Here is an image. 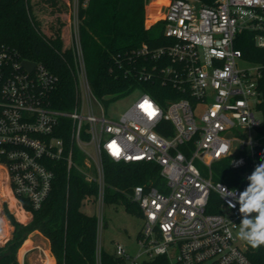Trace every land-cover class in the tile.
Returning a JSON list of instances; mask_svg holds the SVG:
<instances>
[{
    "label": "built area",
    "instance_id": "2783aa9c",
    "mask_svg": "<svg viewBox=\"0 0 264 264\" xmlns=\"http://www.w3.org/2000/svg\"><path fill=\"white\" fill-rule=\"evenodd\" d=\"M164 21L168 43L158 48L144 44L136 55L155 62L163 81L183 97L162 105L145 93L118 120L105 116L92 92L78 14L72 46L77 103L70 112L51 105L58 79L50 70L34 62L29 71L23 64L29 60L15 48L0 44V168L21 207L19 199L24 198L39 210L55 178L48 164L64 161L70 170L76 166L74 149L84 155L81 170L86 178L99 185L101 204L104 155L118 163H154L160 168L163 190L143 184L129 193L144 219L138 238L141 253L132 258L117 244L115 255L125 264H142L158 256H167L174 264H252L247 244L240 245L236 238L243 218L240 205L232 197L222 199L219 191L221 186L239 194L246 188L214 182L211 168L231 157L232 168L249 167L247 179L260 164L248 159L255 157L261 144L252 131L258 133L264 120L262 72L259 66L240 67L242 53L235 44L239 34L250 30L256 33V45L264 48V0H216L213 6L171 0ZM140 76L145 81L152 78L145 71ZM92 100L97 101L101 115L95 113ZM65 118L72 124L70 145L57 135ZM163 121L172 124V135L158 132ZM196 160L209 168L210 177L202 175ZM88 170L94 176L89 177ZM213 192L220 199V213L207 212ZM229 201L235 207H229ZM100 222L101 216L98 228ZM226 228H231V238ZM101 253L97 244V264H101Z\"/></svg>",
    "mask_w": 264,
    "mask_h": 264
},
{
    "label": "trees",
    "instance_id": "16d2710c",
    "mask_svg": "<svg viewBox=\"0 0 264 264\" xmlns=\"http://www.w3.org/2000/svg\"><path fill=\"white\" fill-rule=\"evenodd\" d=\"M197 1L203 6H213L216 0ZM40 2L47 4L57 15L47 32L38 13ZM71 3L73 0H0V44L15 48L25 60L43 64L57 77L51 105L66 112L76 106L78 90L76 60L72 47L66 46L63 34L66 23L61 18ZM146 4L147 0H78L79 35L87 77L93 94L100 101L115 100L136 87L143 88L162 105L183 97L163 81L159 71L154 69L155 62L136 55L144 44L158 48L168 43L164 37V20L146 27ZM156 18L153 14L152 21ZM255 37V32L246 30L238 35L235 47L241 51L243 61L260 67L259 88L264 99V48L256 45ZM144 71L152 78L142 80L140 74ZM261 107L264 110V101ZM62 125V133L57 135L70 145L71 121L62 119ZM173 131L168 121L158 127V132L165 136L172 135ZM258 134L264 139V120ZM256 151L255 157L248 159L249 163L253 159L264 162V146L260 144ZM231 159L212 165L214 182H222L230 188H246L249 182L245 173L249 167L234 169L230 166ZM74 160L76 166L70 170L64 161L48 164L55 178L50 196L41 209L34 210L28 200L19 199L22 207L32 213L30 223H20L5 208V215L15 231L5 247L0 248V264H21L20 250L26 251L30 244L27 240L35 231L49 241L56 264H97L98 219L83 211V206L88 202L97 203L99 185L89 181L82 172L84 155L78 149H74ZM103 165L104 202L122 199L133 211L138 206L130 200L129 193L136 185L150 184L163 190L164 180L160 168L154 163H118L104 155ZM10 202L14 207L12 198ZM220 209V199L213 192L207 212L220 213ZM19 212L22 218H27L25 212ZM246 255L252 264H264V246L253 250L247 245ZM101 264H125V261L114 252L102 249ZM142 264L174 263L167 256H158Z\"/></svg>",
    "mask_w": 264,
    "mask_h": 264
},
{
    "label": "rangeland",
    "instance_id": "374dc122",
    "mask_svg": "<svg viewBox=\"0 0 264 264\" xmlns=\"http://www.w3.org/2000/svg\"><path fill=\"white\" fill-rule=\"evenodd\" d=\"M194 1V0H193ZM171 0H147L146 4V27L150 28L156 22L164 20L165 14ZM39 15L44 21L45 31H48V27L55 21L57 15L53 13V9L47 4L40 2ZM77 14H78V0H73L68 11L62 14L61 18L66 23L63 34L66 46H73L74 33L77 31ZM155 14L157 18L152 21V16ZM240 67L243 69L255 68L256 66L246 61H240ZM146 91L141 87H136L127 93L125 96L119 97L115 100L101 101V105L105 116L108 119L118 120L130 107H132ZM92 106L97 115H101V108L98 106L97 101H91ZM255 139H259L261 145L264 146V139L261 138L257 131H252ZM88 150L92 153L93 148L88 147ZM200 169L204 177H210V170L202 164L199 160L195 163ZM4 170L0 168V248H4L5 244L13 237L15 227L11 225L10 220L5 215V208L16 217V219L26 225L30 223L32 219V213L27 212L21 205L13 199L10 190L8 188L7 177ZM88 175L94 176L92 170H88ZM10 193V194H9ZM8 197H4L7 196ZM10 198L14 200L10 202ZM22 208V209H21ZM20 210H25L27 218L24 219L20 215ZM83 211L89 215H95L99 219L102 217V222L99 223L98 228V245L108 252H114L116 245L122 246L126 253L134 258L141 253V247L138 243L139 235L144 225V219L140 215L138 207L136 209L129 210L126 206V202L120 199L118 202L105 201L102 204L97 201L96 204L86 203L83 206ZM255 215V214H252ZM27 242L29 246L26 251L23 252V248L20 250L19 258L21 264H23V257H25V264H29V260L32 259L34 264H47V255L50 254L49 241L37 231L30 234ZM26 242V243H27ZM240 245L246 244L238 239ZM4 250V249H3ZM1 254V252H0ZM29 259V260H28ZM50 260V264H53V260ZM143 259V256L140 258Z\"/></svg>",
    "mask_w": 264,
    "mask_h": 264
},
{
    "label": "clouds",
    "instance_id": "9594fccd",
    "mask_svg": "<svg viewBox=\"0 0 264 264\" xmlns=\"http://www.w3.org/2000/svg\"><path fill=\"white\" fill-rule=\"evenodd\" d=\"M242 163L243 161L238 162V164ZM247 180L248 186L239 194L221 186L219 191L222 199L232 197L239 203V211L243 218L238 226L236 238L256 250L264 246V162L255 167ZM229 207H235V204L229 201ZM233 226L236 225L233 224ZM226 234L229 238L232 237L231 228H226Z\"/></svg>",
    "mask_w": 264,
    "mask_h": 264
},
{
    "label": "crops",
    "instance_id": "0c3cea01",
    "mask_svg": "<svg viewBox=\"0 0 264 264\" xmlns=\"http://www.w3.org/2000/svg\"><path fill=\"white\" fill-rule=\"evenodd\" d=\"M6 176V175H5ZM7 182H8V179H7ZM8 188H9V190H10V187H9V185H8ZM10 193H11V191H10ZM11 195H12V193H11ZM13 199H15L14 197H13ZM16 200V199H15ZM17 202V201H16ZM22 209V208H21ZM22 211V210H21ZM23 212H25L26 214H29V213H27L25 210H23ZM48 258H51V260H53V264H56V261H55V258L52 256V254H51V251H50V254L49 255H47V259ZM47 259H46V261H47ZM25 257H23V264H25ZM29 260V259H28ZM29 264H34V262H33V260L32 259H30L29 260ZM45 264V263H44Z\"/></svg>",
    "mask_w": 264,
    "mask_h": 264
},
{
    "label": "water",
    "instance_id": "95a60500",
    "mask_svg": "<svg viewBox=\"0 0 264 264\" xmlns=\"http://www.w3.org/2000/svg\"><path fill=\"white\" fill-rule=\"evenodd\" d=\"M23 64H24L25 68L28 69L29 71H32V69L35 67L34 62L24 61Z\"/></svg>",
    "mask_w": 264,
    "mask_h": 264
},
{
    "label": "bare ground",
    "instance_id": "6f19581e",
    "mask_svg": "<svg viewBox=\"0 0 264 264\" xmlns=\"http://www.w3.org/2000/svg\"><path fill=\"white\" fill-rule=\"evenodd\" d=\"M46 262H47V264H50V260H49V259H47V261H46Z\"/></svg>",
    "mask_w": 264,
    "mask_h": 264
}]
</instances>
